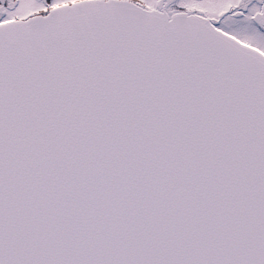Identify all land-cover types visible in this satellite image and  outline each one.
Wrapping results in <instances>:
<instances>
[{"label":"snow or ice","instance_id":"1","mask_svg":"<svg viewBox=\"0 0 264 264\" xmlns=\"http://www.w3.org/2000/svg\"><path fill=\"white\" fill-rule=\"evenodd\" d=\"M0 264H264V0H0Z\"/></svg>","mask_w":264,"mask_h":264}]
</instances>
